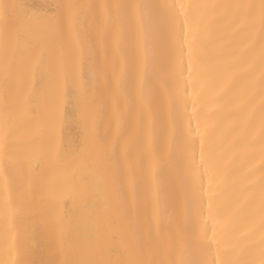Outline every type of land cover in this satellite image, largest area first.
Returning <instances> with one entry per match:
<instances>
[{
	"label": "snow or ice",
	"instance_id": "snow-or-ice-1",
	"mask_svg": "<svg viewBox=\"0 0 264 264\" xmlns=\"http://www.w3.org/2000/svg\"><path fill=\"white\" fill-rule=\"evenodd\" d=\"M0 220V264H264V0H0Z\"/></svg>",
	"mask_w": 264,
	"mask_h": 264
},
{
	"label": "bare ground",
	"instance_id": "bare-ground-1",
	"mask_svg": "<svg viewBox=\"0 0 264 264\" xmlns=\"http://www.w3.org/2000/svg\"><path fill=\"white\" fill-rule=\"evenodd\" d=\"M29 3L35 5H42L48 3H58V2H67V0H28ZM71 2L77 3H150V4H164L171 3L172 0H71ZM149 47L154 62L159 64L161 59L168 54L169 52V41L166 35L165 30L162 25L155 26L150 35H149ZM64 135L66 137L71 136L75 138L77 135V129L74 125H69L64 130ZM166 191H170L171 195L174 197L177 206L182 203L183 195L186 190L189 189L190 179L187 175L184 174L183 169L181 168L177 172L175 166H173L170 172H167L163 176ZM42 192H38L36 195V203L34 206V216H29L24 220V230L25 235L28 238L30 243L36 244L39 248L43 249L49 243V237L46 234L41 221L49 212V207L46 201H41ZM125 210L127 214V219L131 224H135L138 219L142 218L138 215L141 210V201L137 200L134 202L129 196L126 200ZM39 258V256L37 257ZM12 257L8 254L4 241V232H3V222L0 220V261H10Z\"/></svg>",
	"mask_w": 264,
	"mask_h": 264
}]
</instances>
